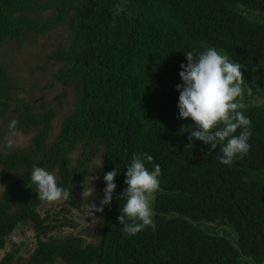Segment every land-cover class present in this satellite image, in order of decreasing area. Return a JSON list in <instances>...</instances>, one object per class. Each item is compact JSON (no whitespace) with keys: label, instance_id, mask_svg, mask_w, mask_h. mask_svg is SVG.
Wrapping results in <instances>:
<instances>
[{"label":"trees","instance_id":"trees-1","mask_svg":"<svg viewBox=\"0 0 264 264\" xmlns=\"http://www.w3.org/2000/svg\"><path fill=\"white\" fill-rule=\"evenodd\" d=\"M120 3L0 0V54L10 42L23 48L66 28L70 36L49 60L61 65L55 90L74 91L77 100L51 142L56 108L40 107L30 95L20 98L21 83L0 61V142L33 136L29 148L0 152V182L9 185L0 194V264H264V101L258 104L264 81L256 80H264V0H127L117 16ZM209 47L242 67L241 111L253 135L248 154L231 166L219 163V149L189 144L182 128L194 122L178 118L185 53ZM143 153L154 157L149 170L161 169L152 200L155 227L130 237L118 220L125 203L120 195L133 154ZM99 156L101 189L82 196ZM34 167L56 175L71 194L65 208L74 210L84 200L99 205L104 175L117 169L100 229L82 232L90 240L53 236L73 226L57 218L63 209L40 213L44 201L30 180ZM27 226L37 240L32 250L22 257L15 246L7 252Z\"/></svg>","mask_w":264,"mask_h":264},{"label":"clouds","instance_id":"clouds-1","mask_svg":"<svg viewBox=\"0 0 264 264\" xmlns=\"http://www.w3.org/2000/svg\"><path fill=\"white\" fill-rule=\"evenodd\" d=\"M127 0H121L115 7V15L126 12ZM187 64H181L179 72L181 84L176 86L180 93L177 107L179 119L194 122L182 128L189 134V144L203 142L210 146V152L219 149V163L231 166L235 160L243 159L251 149L249 143L253 133L251 120L241 111L245 106L243 98L242 67L231 61L227 54H221L215 47H209L197 54L185 53ZM238 130H240L238 132ZM238 133V134H237ZM154 157L148 153L133 154L131 163L126 167V190L120 195L125 199L118 217L122 231L127 236H135L146 227H155L152 200L160 187L161 169L155 164L152 170L146 167L152 164ZM120 175L117 169L104 175V197L100 207L110 206L117 188L114 182ZM93 179H98L94 176ZM36 187L39 200L57 202L68 200L70 192L58 185L56 175L44 168L34 167L30 176ZM91 190L84 188L82 196H93Z\"/></svg>","mask_w":264,"mask_h":264},{"label":"rangeland","instance_id":"rangeland-1","mask_svg":"<svg viewBox=\"0 0 264 264\" xmlns=\"http://www.w3.org/2000/svg\"><path fill=\"white\" fill-rule=\"evenodd\" d=\"M50 14V13H49ZM69 32L66 28H61L55 30L47 37H42L41 39L35 38L36 42L26 44L25 47L19 48L15 42L8 43L3 52L0 54V61L8 69V71L15 75L21 83L19 84L21 88L20 98L27 97L31 98L33 101L37 102L40 107H55L58 112V119L54 124V131L51 135L50 141L55 142L56 138L59 135L61 130V125L66 116L71 114L76 107L77 100L74 96V91L68 89H59L55 90V75L58 74L61 70V65H58L56 62H51L49 57L54 53L59 47L64 45L66 39L69 37ZM31 65L34 68L30 72L28 66ZM35 71V69H37ZM256 80L264 81L262 76L257 75ZM40 87V89H31L32 87ZM37 87V88H38ZM263 90L262 87H258ZM23 92V93H22ZM39 92V93H38ZM263 99L258 102V104L263 103ZM32 135H16L10 141L5 140L0 142V152H9L11 150H17L21 148H29L31 145ZM2 138H7L3 136ZM82 150L75 153L73 158V165H76L78 160L82 157ZM91 172H94L93 177L87 182L88 189L91 190V185L95 188V193L93 196L97 195L99 188V181H101V172L103 167V158L99 156L95 163L91 165ZM94 176L98 179H93ZM7 183L0 182V194L8 188ZM101 189V187L99 188ZM100 193V192H99ZM155 195V193H154ZM98 196V195H97ZM98 200V198H95ZM85 206L78 210H74L73 207L65 208V200L57 202H44L43 207L40 209L42 215H46L48 211H59L63 209L62 217L58 214L57 218L61 220L64 218L72 223V228L64 229L62 232H56L53 236H70L75 234L76 236L87 238L86 234L82 232L89 231L94 229L97 232L100 229L102 221V213L96 211V208L100 207L99 205L95 208H91L87 203V200L82 202ZM55 207H59L56 208ZM221 233L223 228L216 226ZM37 242L35 238V233L31 230L30 226H27L24 230H21L16 233L14 237L11 238L7 247V252L12 250L13 246L21 249L20 257L25 256L27 252L32 250L33 246ZM6 252V251H5ZM4 252V253H5ZM27 257V256H26ZM63 264V263H59Z\"/></svg>","mask_w":264,"mask_h":264}]
</instances>
